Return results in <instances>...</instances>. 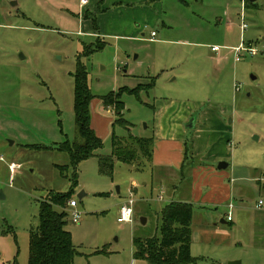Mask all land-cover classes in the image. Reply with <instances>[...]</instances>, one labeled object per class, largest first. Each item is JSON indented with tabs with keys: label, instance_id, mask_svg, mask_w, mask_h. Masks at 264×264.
I'll return each mask as SVG.
<instances>
[{
	"label": "rangeland",
	"instance_id": "obj_1",
	"mask_svg": "<svg viewBox=\"0 0 264 264\" xmlns=\"http://www.w3.org/2000/svg\"><path fill=\"white\" fill-rule=\"evenodd\" d=\"M242 22L247 27L241 32ZM240 43L256 54L241 52L236 61L231 48ZM78 64L87 72L91 109L112 122L115 113L106 111L101 96L154 80L139 99L121 95L134 136L150 134L154 114L145 103L172 102L194 116L205 109L222 112L216 131L230 144L207 146L196 157L189 130L187 167L226 162L224 182L238 178L242 191L232 199V222L225 219V203L207 210L193 206L195 260L188 264H264V0H87L84 6L80 0H0V264L28 263L40 201L48 191L70 189L56 167L68 165V155L35 146L78 140ZM111 123L97 154L110 153L112 131L127 135ZM11 163L17 164L13 172ZM130 197L132 221L118 223V209ZM71 199L77 206L65 205V229L76 250L73 264H149L133 258L132 239L159 235L169 199L154 167L114 161L111 175H104L91 156L77 167Z\"/></svg>",
	"mask_w": 264,
	"mask_h": 264
},
{
	"label": "trees",
	"instance_id": "obj_2",
	"mask_svg": "<svg viewBox=\"0 0 264 264\" xmlns=\"http://www.w3.org/2000/svg\"><path fill=\"white\" fill-rule=\"evenodd\" d=\"M245 3H248V0H245ZM91 19H94V24L95 18ZM73 82V112L78 140L75 142L64 140L55 146H35L68 155L69 164L56 165V167L60 175L69 180L71 186L66 192L48 191L46 197L40 201L38 225L29 231L27 264H73L76 250L71 233L65 229L67 217L65 205L71 199L73 188L77 184V167L83 160L96 156L99 172L111 175L114 161L131 164L138 168L152 159L154 138L134 136L130 132L128 128L130 123L123 118L124 102L121 100V95L125 92L139 99L138 94L145 88L151 89L154 80L145 84L139 83L134 88L121 87L117 92L112 91L101 96L103 106L111 107L115 113L114 121L111 123L112 128L114 125H119L127 130L126 136H117L112 131L109 154L96 153L103 147V140L96 135L90 124V102L93 95L88 86L87 72L79 64L73 74ZM190 147L185 142V156L180 168L181 176L188 161L187 152ZM69 169L68 176L66 172ZM160 214L158 236L133 237V258L147 260L149 264L193 262L195 258L190 254L192 204L171 201L164 205ZM11 264L17 263L14 260Z\"/></svg>",
	"mask_w": 264,
	"mask_h": 264
},
{
	"label": "crops",
	"instance_id": "obj_3",
	"mask_svg": "<svg viewBox=\"0 0 264 264\" xmlns=\"http://www.w3.org/2000/svg\"><path fill=\"white\" fill-rule=\"evenodd\" d=\"M91 103L92 100L90 102V124L96 135L102 139L108 134V126L112 119H108L93 111ZM145 105L150 106L154 114L153 125L148 131L150 134L145 136L154 138L152 159L148 164L151 165V168L154 167L156 169L157 181L167 191L168 202L180 201L192 204V220L193 206L207 210L212 206L216 207L221 203H225L228 209L225 219L227 222H232V217L228 221L227 216L229 211L231 212L232 208H234L232 199L239 198L238 195L242 191L240 187L242 185L236 184L239 180L238 178H230L229 183L226 184L224 182L226 177L222 169L198 162L191 165L190 168L187 167L189 164L185 165L182 176L180 174V168L185 156V140L189 130H191V133L193 132L191 148L192 154L196 157L207 152V146L212 147L218 143L223 145L230 144L222 133L216 131H220L223 125L222 112L205 109L194 116L193 111L174 106L175 104L172 102H162L161 104L145 103ZM106 111L112 112L111 108H106ZM191 123L193 127L187 128V125ZM185 127L188 130H185ZM211 158L215 157L211 156ZM228 166L229 164L227 163ZM186 169L187 171L185 172ZM175 175L178 176L177 179ZM172 178L175 180H172ZM262 180L264 182V178ZM229 204L232 205L231 209ZM260 206L257 203V207ZM220 221L224 223V219Z\"/></svg>",
	"mask_w": 264,
	"mask_h": 264
},
{
	"label": "built area",
	"instance_id": "obj_4",
	"mask_svg": "<svg viewBox=\"0 0 264 264\" xmlns=\"http://www.w3.org/2000/svg\"><path fill=\"white\" fill-rule=\"evenodd\" d=\"M80 3H81V6H84L86 5L87 3V0H80ZM243 6L244 4L242 3V8H241V14H240V19L243 20ZM240 30L241 32L243 30L246 29V24L244 22H242L240 24ZM154 33H152L153 35ZM233 53H234V59L236 61L239 60V56H240V53L241 52H246V53H249L250 55H255L256 54V50L255 48L251 47L250 45L248 46H244L242 43H240L238 46L236 47H233L231 48ZM211 50L213 52H219L220 50V47L219 46H212L211 47ZM17 168V164L15 163H11L9 165V169L11 172H13L15 169ZM134 201H133V198L130 197L126 202H124L118 209V217H117V222L118 223H130L132 221V216H133V208H132V205H133ZM259 205L262 204V201L260 200L258 202ZM67 206L71 207V208H75L77 206V203L75 200L73 199H70L68 202H67ZM229 208L231 209L232 208V205L229 204ZM71 218H72V221L74 223H77L79 222L80 220V215H79V212L74 210L73 212H71ZM227 220L230 221L231 220V212L229 211L228 213V216H227Z\"/></svg>",
	"mask_w": 264,
	"mask_h": 264
},
{
	"label": "water",
	"instance_id": "obj_5",
	"mask_svg": "<svg viewBox=\"0 0 264 264\" xmlns=\"http://www.w3.org/2000/svg\"><path fill=\"white\" fill-rule=\"evenodd\" d=\"M249 2H253L254 0H248ZM193 127V124L191 123L190 125H187V128H192ZM227 167V163L226 162H219L217 164V168L218 169H224ZM84 195V193L81 191L79 194H78V197L81 198L82 196ZM145 223V220L142 219L141 220V224H144ZM228 264H240L238 261H231L229 262Z\"/></svg>",
	"mask_w": 264,
	"mask_h": 264
}]
</instances>
